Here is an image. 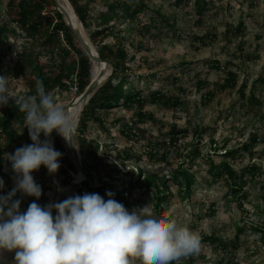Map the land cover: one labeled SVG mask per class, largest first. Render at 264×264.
<instances>
[{
    "label": "rangeland",
    "instance_id": "374dc122",
    "mask_svg": "<svg viewBox=\"0 0 264 264\" xmlns=\"http://www.w3.org/2000/svg\"><path fill=\"white\" fill-rule=\"evenodd\" d=\"M83 1L89 3L88 21L93 26L105 8L106 0ZM197 1L200 5L205 4L202 15L196 13ZM144 2L146 8L133 21L115 20L112 34L105 39L108 46L118 42L123 45L128 67L125 88L140 94L144 100L143 108H114L102 113L105 125L110 130L109 137L94 129L90 132L92 138L98 140L100 154L101 146L104 148L107 145L118 150H130L137 156L142 155V159L127 162L124 166L113 160V157L109 160L100 155L104 161L95 165L94 184L98 185V178L111 186L118 184L111 180L114 173L105 160H109L119 170L117 177L125 181L130 178L140 180L139 168L144 174L168 178L170 172L181 166L194 176L192 193L189 198L182 199L178 187L167 180L169 193L168 202L162 204L163 216L177 220L197 232L201 237V250L197 255L182 259L179 264H217L224 258L232 259L234 264H264V0ZM8 3L9 0H0V27L6 22L15 31L7 32L6 41L0 37V49L5 52L0 63V77L7 78L13 95H24L28 90V82L32 80L30 71L24 70L23 75L15 77L7 75L5 69L13 67L22 52L40 54V64L46 71L50 69L51 62L49 54L43 51L38 41L29 38L13 23L15 11L9 8ZM53 9L49 6L46 11ZM239 22L244 23L243 34L239 37L227 36L226 28L234 27ZM143 27L147 30L144 31ZM82 29L85 38L96 50L89 39L94 27L89 31ZM205 36L214 37L208 46L202 45L200 41ZM203 41L207 43L211 38ZM91 63L93 68L95 62ZM227 72L236 77L234 87H222ZM105 73L110 74L108 66ZM153 92L177 101L178 105L168 109L153 103L150 98ZM51 94L57 103L64 104L67 109L78 97L75 89H55ZM251 98L253 102L250 103ZM84 104L74 107L75 129ZM137 112L152 118L147 117L142 123H137L132 135H122V125L136 122ZM172 126H176L177 130H188V133L179 137L172 146L160 147L159 152H168L167 163L148 159L144 153L148 145L167 144L166 134ZM59 140L69 159L73 160L64 139L59 136ZM210 140L215 145L210 144ZM194 144H198L197 152L191 154ZM246 144L250 146L248 152L243 151ZM215 146L216 150L213 151ZM225 151L234 152L233 158H227L226 161L238 174L250 165L258 168L243 187L245 199L236 200L231 196L224 176L213 179L208 173L209 160L218 164L223 160ZM61 168L49 174L41 166L32 173L37 184L55 185L44 194L63 186ZM3 172L5 176H0V179L4 181V188L0 189V195L15 187V174L11 166L5 165ZM79 176L76 170L72 181ZM117 191L115 187L109 188L101 196L107 200V192L114 195ZM68 192H61L58 201ZM20 195L23 198L21 212L27 210L33 199L37 204L48 205L47 199L42 201L22 193ZM123 198L129 204H134L124 205L129 211L146 204L153 207L151 193L141 188L128 196L123 194ZM237 227H242L243 232L238 236L236 250L227 247L223 252L216 244L204 240L213 236L222 245H228L235 240ZM14 256V252L0 253V264H12Z\"/></svg>",
    "mask_w": 264,
    "mask_h": 264
},
{
    "label": "trees",
    "instance_id": "16d2710c",
    "mask_svg": "<svg viewBox=\"0 0 264 264\" xmlns=\"http://www.w3.org/2000/svg\"><path fill=\"white\" fill-rule=\"evenodd\" d=\"M145 0H106L104 10L99 14L97 23L93 26L89 23V3L83 0H68L71 5L74 14L82 27L89 31L91 27H94V31L89 33V39L96 47V52L100 59L107 62L110 68V75L102 83L95 92L90 96L87 102L82 106L80 111L77 126L75 129L74 140L78 152L80 154L82 171L85 175V180L72 189L69 190L57 203L63 200L75 196L83 195L85 193H98L101 195L106 189L116 188L118 191L113 195V198L123 205L134 206L124 200L123 194L128 196L135 189L141 188L145 192L151 193L153 208L155 213L159 216H163L164 209L162 204L168 202L167 193H169V187L167 180H171L174 185L178 187V194L182 199L189 198L192 193V187L195 184L194 176L189 170L183 169L181 166L170 172L168 178L161 176L158 178L153 174H144L139 168L140 180L128 181L123 178H118L119 170L109 162L113 157L117 163L126 166L127 162L140 161L142 155L137 156L130 150H118L114 147L107 145L101 146L102 153H99L98 140L92 138L91 130L94 129L97 132L104 133L106 137L110 136V130L105 125L102 113H107L114 108H124L126 110L131 109L133 106H137L139 109L143 108L144 100L139 93L133 92L125 88V73L128 71L126 65L127 53L123 45L118 42L113 46H108L105 43V39L108 35L112 34L113 22L115 20H128L133 21L137 15L142 13L146 8ZM196 13L202 15L205 11V4L200 5L199 1L196 3ZM8 6L11 10H14V19L16 27L24 32L31 39L38 41L43 51L49 54V60L51 62L50 69L45 68L40 64V54H33L32 52H22L18 56V60L13 67L6 68L7 75H14L19 77L24 74V70H29L32 76V80L28 82V90L24 95H30L35 93V80L38 78L43 81L45 90L53 92L55 89L67 91L69 89H75L76 97L83 93L86 87L89 85L92 78V63L83 49L79 46L75 35L66 25L63 16L56 10L55 3L52 0H9ZM52 6V11H46L47 7ZM164 22L166 20L164 19ZM168 25V23H167ZM244 23L239 22L236 26H228L225 30L227 36L239 37L244 32ZM143 30L147 28L143 27ZM8 31L14 33L15 30L8 27V23L4 22L0 27V37L3 41H6V34ZM211 38V41L205 43V38ZM214 40L213 36L201 37V44L208 46ZM2 42V40H1ZM5 52L0 49V63L2 62ZM69 60V61H68ZM235 75L231 72H227L226 78L223 81L222 87H234ZM242 94V92H241ZM243 95V94H242ZM150 98L153 103H159L161 106L171 109L176 107L177 101L168 98L158 92L150 94ZM253 99H250V103ZM135 117L136 122L130 124H123L120 133L126 137L132 135L133 127L137 123H142L147 117L151 119V116L146 115L143 112H137ZM24 113L20 112L15 106L12 100H9L6 106H0V176H5L3 167L5 165L11 166L10 162L5 159L7 153H14L15 149L31 144L32 141L29 138L28 130L23 129ZM188 130H177L176 126H172L166 136V142L162 144L148 145L145 150V155L148 159H159L162 162L167 163L168 152H159L160 147L172 146L179 137L185 136ZM40 139L43 141L44 136L41 134ZM53 147L59 151L62 155L58 160V163L62 167L60 169L61 174L64 176L63 185H67L72 181L73 176L76 173V167L73 161L69 159L68 154L59 140V135L54 131L50 137ZM210 144H214L210 140ZM215 145V144H214ZM249 145L246 144L243 147V151H249ZM198 144H194L191 150V154L197 152ZM216 146L213 151H215ZM233 151H225L223 160L218 164H213L209 160L208 173L215 179L216 177L224 176L226 185L231 191V196L234 199H245L244 185L246 180L252 178L257 172L258 168L254 165L247 166L241 173L235 172L230 164L226 161L227 158H233ZM100 155L105 158L106 165L110 167L114 173L111 176L112 181H117L116 186L112 184L102 182L98 178V185L94 184L93 170L95 165L101 161ZM94 165V166H93ZM131 173V172H130ZM248 176L247 177H245ZM42 189V195L40 199L45 201V191L54 188V184L40 185ZM264 189V186L262 185ZM12 189H8L2 192V195H7ZM19 199L23 201L19 192L13 197V200ZM264 199V198H263ZM34 202V199L31 203ZM239 208L242 207L239 203ZM43 205V204H39ZM55 211L53 216H55ZM259 230L258 228H255ZM243 232L242 227H237L235 240L228 245H222L217 238L209 236L204 240L216 244L223 252L230 247L232 250L238 249V236ZM192 264V262H191ZM217 264H234L232 259H221Z\"/></svg>",
    "mask_w": 264,
    "mask_h": 264
},
{
    "label": "clouds",
    "instance_id": "9594fccd",
    "mask_svg": "<svg viewBox=\"0 0 264 264\" xmlns=\"http://www.w3.org/2000/svg\"><path fill=\"white\" fill-rule=\"evenodd\" d=\"M10 99L24 113L20 134L27 128L32 141L5 157L15 174V187L0 195V253L14 252L12 264H179L199 254L201 237L189 226L157 215L150 204L129 211L111 192L107 200L85 193L45 206L33 202L21 212V201L13 197L17 192L41 197L32 173L41 166L49 174L58 171L62 154L50 137L55 131L76 146L75 120L38 78L34 94L13 95L7 78L0 77V106Z\"/></svg>",
    "mask_w": 264,
    "mask_h": 264
},
{
    "label": "water",
    "instance_id": "95a60500",
    "mask_svg": "<svg viewBox=\"0 0 264 264\" xmlns=\"http://www.w3.org/2000/svg\"><path fill=\"white\" fill-rule=\"evenodd\" d=\"M52 1L55 3L56 10L63 16V19H64L66 25L69 27V29L72 31V33L75 35L78 44L83 49V51L86 53V55L89 57L90 61L98 63L99 65H102V69L98 72V74L96 76H94V77L92 76L89 85L86 87V89L83 91V93L80 94L76 98V100L72 103V105L70 106V108H74V107L79 106L83 103H86L87 100L90 98V96L95 92V90L100 86V84L109 77L110 74L105 73V69L108 66L107 62H105L99 58L96 50L93 51L90 49V47L87 45L86 41L83 39L80 32H78V30H76L72 26L67 13L64 11L63 7L58 3V1L57 0H52ZM70 7H71V5H70ZM71 9H72V7H71ZM65 18L67 19V21L65 20ZM68 110H69V108H68ZM66 144H67V146L71 152L73 164L76 167V170L78 171L80 176L75 178L73 181L69 182L67 185H63V186H60L58 188H55L52 191V198H51L49 204L57 203L61 192L70 190L73 187L81 184L85 180V175L82 171L81 158H80V154L78 152L77 147L73 146L72 144H69V143H66ZM44 196L46 199H48L47 194H44ZM52 214H54V211Z\"/></svg>",
    "mask_w": 264,
    "mask_h": 264
},
{
    "label": "bare ground",
    "instance_id": "6f19581e",
    "mask_svg": "<svg viewBox=\"0 0 264 264\" xmlns=\"http://www.w3.org/2000/svg\"><path fill=\"white\" fill-rule=\"evenodd\" d=\"M58 3L63 7L64 11L67 13L69 19H70V22L72 24V26L78 30V32H80V34L82 35L83 39L86 41L87 45L90 47L91 50L95 51L94 48L89 44V42L87 41V39L85 38L84 34H83V29H82V26L81 24L79 23L78 19L76 18L73 10L71 9L70 7V4L67 2V0H57ZM65 20L67 21V19L65 18ZM102 69V65H99L98 63H95L93 65V68H92V76H96L98 74V72ZM70 112H72L74 114V116L76 115V111L74 110V108H70L69 109ZM65 142V140H64ZM66 143V142H65ZM67 145V144H66ZM47 196H48V204L52 198V192H48L47 193Z\"/></svg>",
    "mask_w": 264,
    "mask_h": 264
}]
</instances>
